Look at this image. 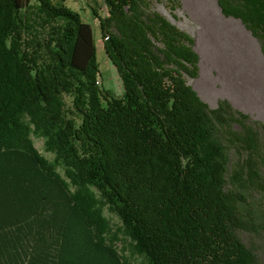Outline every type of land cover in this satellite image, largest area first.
Masks as SVG:
<instances>
[{"label":"trees","instance_id":"1","mask_svg":"<svg viewBox=\"0 0 264 264\" xmlns=\"http://www.w3.org/2000/svg\"><path fill=\"white\" fill-rule=\"evenodd\" d=\"M156 0H103L92 26L52 0H0V264H264L242 233L264 196V121L189 83L194 37ZM264 55V0H218ZM177 18L182 0H166ZM34 137L44 141L42 153Z\"/></svg>","mask_w":264,"mask_h":264},{"label":"rangeland","instance_id":"2","mask_svg":"<svg viewBox=\"0 0 264 264\" xmlns=\"http://www.w3.org/2000/svg\"><path fill=\"white\" fill-rule=\"evenodd\" d=\"M52 1L78 12L92 26L100 66L99 82L102 87L121 96L123 82L104 49L99 20L94 13L96 8L100 15L106 14L103 0ZM154 7L194 37L200 55V73L197 78L189 79V83L199 91L201 95L196 90L201 98L211 107L228 99L253 118L264 120V55L260 42L242 21L224 15L218 0H182L177 18L166 7V0H156ZM34 142L42 153L49 156L44 152L41 138L34 137ZM249 211L255 228L242 236L264 261V196H250ZM106 214L112 220L117 247L130 255L135 264H142V257L133 255L129 241L118 231L121 222L117 216L109 211Z\"/></svg>","mask_w":264,"mask_h":264},{"label":"crops","instance_id":"3","mask_svg":"<svg viewBox=\"0 0 264 264\" xmlns=\"http://www.w3.org/2000/svg\"><path fill=\"white\" fill-rule=\"evenodd\" d=\"M197 90V89H196ZM198 91V90H197ZM198 93H199V91H198ZM200 94V93H199ZM201 95V94H200ZM203 98V97H202ZM239 109V108H238ZM240 110H242V109H240ZM242 111H244V110H242ZM244 112H246V111H244ZM246 113H248V112H246ZM260 120H262V119H260ZM262 121H264V120H262Z\"/></svg>","mask_w":264,"mask_h":264}]
</instances>
